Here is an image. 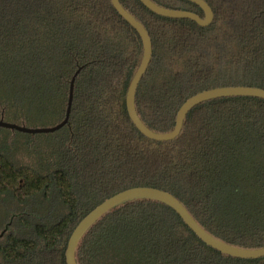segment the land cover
<instances>
[{
	"label": "trees",
	"instance_id": "16d2710c",
	"mask_svg": "<svg viewBox=\"0 0 264 264\" xmlns=\"http://www.w3.org/2000/svg\"><path fill=\"white\" fill-rule=\"evenodd\" d=\"M190 11L186 0H151ZM208 27L159 16L139 0H120L148 31L153 53L137 93L143 123L174 129L181 106L203 91L264 89V0H204ZM138 32L112 0H0V118L27 127L23 157L0 152L1 264H66L71 234L93 209L135 187L176 197L214 237L264 247V99L223 97L199 104L181 134L158 142L131 121L126 96L143 58ZM2 150V149H1ZM78 264H264L203 243L170 207L150 199L122 203L81 239Z\"/></svg>",
	"mask_w": 264,
	"mask_h": 264
},
{
	"label": "water",
	"instance_id": "95a60500",
	"mask_svg": "<svg viewBox=\"0 0 264 264\" xmlns=\"http://www.w3.org/2000/svg\"><path fill=\"white\" fill-rule=\"evenodd\" d=\"M147 9L152 11L153 13L167 18L173 19H189L196 22L200 27H208L212 24L214 20V13L211 7L204 0H186L191 3H194L198 7H200L204 13V18H201L197 14L184 11V10H174L168 9L162 6L157 5L151 0H139ZM112 4L115 10L119 13V15L127 22L131 27H133L138 34L140 35L143 42V58L140 66L138 67L136 73L134 74L131 83L128 88L127 96H126V107L129 114V117L138 131L147 137L148 139L158 141V142H166L172 141L176 139L183 129L184 121L188 115V113L206 101L223 98V97H255L264 99V89L257 87H246V86H231V87H220L207 91H203L198 93L188 99L179 109L176 117V122L174 129L168 133H157L151 129H149L141 120L138 115L136 109V93L139 87V84L148 70L152 59L153 53V44L152 39L148 33V31L144 28V26L137 21V19L132 16L121 4L120 0H112ZM79 72V71H78ZM78 72L73 76L69 89L68 96V104L65 113L64 119L57 125L52 127H27L24 125H18L16 123H10L5 121L3 118H0V128L9 129L12 131L25 133V134H46L53 133L65 125L68 124L73 98H74V88L75 81L78 75ZM135 199H150L156 200L164 205L173 209L185 222V224L194 232V234L207 246L219 251L224 255H228L231 257L239 258V259H260L264 258V247L257 249H247L242 247H237L231 244H228L210 233H208L200 224L192 217L186 207L172 194L160 190L153 187H135L127 189L123 192H120L111 198L105 200L95 209H93L90 213H88L77 225L71 234L66 252V264H78L76 260V251L81 239L87 233V231L97 222L99 221L105 214H107L110 210L116 208L122 203H126L128 201H132ZM3 234H0V237ZM1 264V263H0Z\"/></svg>",
	"mask_w": 264,
	"mask_h": 264
},
{
	"label": "rangeland",
	"instance_id": "374dc122",
	"mask_svg": "<svg viewBox=\"0 0 264 264\" xmlns=\"http://www.w3.org/2000/svg\"><path fill=\"white\" fill-rule=\"evenodd\" d=\"M48 127V126H46ZM2 149V150H1ZM28 149L26 139L15 131L0 128V152H5L15 157H23ZM9 206L0 205V229L7 220V211Z\"/></svg>",
	"mask_w": 264,
	"mask_h": 264
},
{
	"label": "flooded vegetation",
	"instance_id": "af4514ba",
	"mask_svg": "<svg viewBox=\"0 0 264 264\" xmlns=\"http://www.w3.org/2000/svg\"><path fill=\"white\" fill-rule=\"evenodd\" d=\"M2 234L4 235V234H5V231H4V232H2ZM3 235H2V236H3Z\"/></svg>",
	"mask_w": 264,
	"mask_h": 264
}]
</instances>
